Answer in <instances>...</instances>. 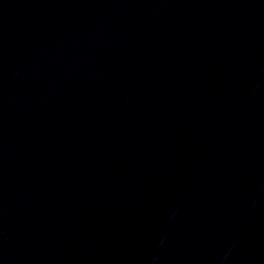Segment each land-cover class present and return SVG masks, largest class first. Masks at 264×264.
<instances>
[{
    "label": "water",
    "instance_id": "1",
    "mask_svg": "<svg viewBox=\"0 0 264 264\" xmlns=\"http://www.w3.org/2000/svg\"><path fill=\"white\" fill-rule=\"evenodd\" d=\"M0 264H264V0H0Z\"/></svg>",
    "mask_w": 264,
    "mask_h": 264
}]
</instances>
